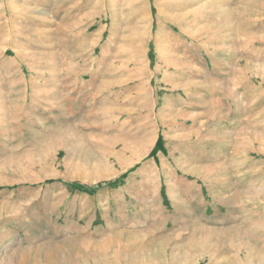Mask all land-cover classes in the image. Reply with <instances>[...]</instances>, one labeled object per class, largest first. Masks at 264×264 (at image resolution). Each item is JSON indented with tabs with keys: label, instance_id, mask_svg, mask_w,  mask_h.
I'll list each match as a JSON object with an SVG mask.
<instances>
[{
	"label": "rangeland",
	"instance_id": "374dc122",
	"mask_svg": "<svg viewBox=\"0 0 264 264\" xmlns=\"http://www.w3.org/2000/svg\"><path fill=\"white\" fill-rule=\"evenodd\" d=\"M241 257L264 264V0H0V264Z\"/></svg>",
	"mask_w": 264,
	"mask_h": 264
},
{
	"label": "bare ground",
	"instance_id": "6f19581e",
	"mask_svg": "<svg viewBox=\"0 0 264 264\" xmlns=\"http://www.w3.org/2000/svg\"><path fill=\"white\" fill-rule=\"evenodd\" d=\"M117 235H119L118 233H116ZM115 235V234H114ZM117 235H115L114 236V238H112V240H111V242H112V245H113V248H114V251H115V253H121L122 252V250H123V247H124V244L120 241V237H121V235H120V237L119 236H117ZM123 236V235H122ZM122 238V237H121ZM74 243V242H73ZM87 243V242H86ZM83 244V243H82ZM85 244V243H84ZM83 244V245H84ZM199 245H201V247L199 248V249H201L202 251H205V248H206V243L204 242H201ZM82 246H80V248H81ZM88 247V246H87ZM131 247V246H130ZM92 248V247H91ZM74 249V248H73ZM24 250V249H23ZM243 250V249H242ZM27 251V250H26ZM26 251H24V252H26ZM74 251V250H73ZM76 251V250H75ZM70 252V251H69ZM77 252V251H76ZM21 253H23V251H21ZM26 253H29L28 251L26 252ZM71 253V252H70ZM242 253V252H241ZM68 254V253H67ZM25 255V254H24ZM23 255V256H24ZM29 255H31L30 253H29ZM245 255V254H244ZM70 256V255H69ZM72 256V255H71ZM118 256V255H117ZM24 257H26V255L24 256ZM31 257V256H30ZM29 257V258H30ZM28 258V259H29ZM49 259H50V257H49ZM241 259H242V264H251L250 263V257H241ZM20 260V259H19ZM26 260L27 259H22L21 261H20V263L19 264H26ZM116 261H117V263L119 264V263H121V260L120 259H116ZM30 262V260L27 262V264ZM240 263V262H239ZM18 264V263H17ZM40 264V263H39Z\"/></svg>",
	"mask_w": 264,
	"mask_h": 264
}]
</instances>
